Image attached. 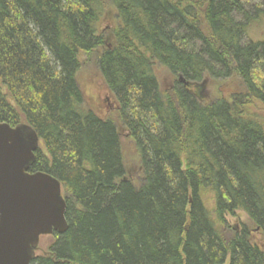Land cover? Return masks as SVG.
<instances>
[{
    "label": "trees",
    "instance_id": "trees-1",
    "mask_svg": "<svg viewBox=\"0 0 264 264\" xmlns=\"http://www.w3.org/2000/svg\"><path fill=\"white\" fill-rule=\"evenodd\" d=\"M98 50L137 175L115 121L83 109L79 56ZM233 77L228 99L194 92ZM0 122L33 129L29 172L66 204L67 231L30 264H264L244 225L222 234L242 212L264 237V0H0Z\"/></svg>",
    "mask_w": 264,
    "mask_h": 264
},
{
    "label": "water",
    "instance_id": "water-1",
    "mask_svg": "<svg viewBox=\"0 0 264 264\" xmlns=\"http://www.w3.org/2000/svg\"><path fill=\"white\" fill-rule=\"evenodd\" d=\"M39 144L28 125L0 122V264H30L42 237L68 228L59 181L29 172Z\"/></svg>",
    "mask_w": 264,
    "mask_h": 264
},
{
    "label": "rangeland",
    "instance_id": "rangeland-1",
    "mask_svg": "<svg viewBox=\"0 0 264 264\" xmlns=\"http://www.w3.org/2000/svg\"><path fill=\"white\" fill-rule=\"evenodd\" d=\"M252 3L260 0H250ZM109 12L101 20L98 27L99 35L104 36L105 43L111 41L112 31L114 29V19ZM102 52L98 50L92 54L82 53L79 56L80 70L77 74V84L83 95V109L90 111L102 119L110 118L115 121L121 136V148L125 169L128 173L137 175L139 169L138 157L136 155L132 142L128 139V133L124 128L120 127L115 119V102L110 95L101 74L94 66L95 57ZM158 84L162 89L170 88L173 80L167 71L156 66L154 69ZM194 92L198 99L205 105L212 103L218 99H228L231 95L241 91L240 83L237 78L233 77L228 81L213 82L205 80L200 84H192ZM44 151V147L39 144ZM226 227L228 231H222L227 236L229 231L241 230L244 225L251 232L250 243L256 245L260 250L264 251V237L253 227L250 220L242 212H236L233 216L226 215ZM225 227V228H226ZM51 236L42 237L39 241L35 256L44 255L47 252L48 245L51 243ZM228 264V262L226 263Z\"/></svg>",
    "mask_w": 264,
    "mask_h": 264
}]
</instances>
